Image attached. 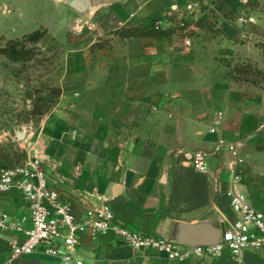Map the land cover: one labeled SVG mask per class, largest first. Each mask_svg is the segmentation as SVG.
<instances>
[{
    "label": "crops",
    "instance_id": "obj_1",
    "mask_svg": "<svg viewBox=\"0 0 264 264\" xmlns=\"http://www.w3.org/2000/svg\"><path fill=\"white\" fill-rule=\"evenodd\" d=\"M57 1L68 6L65 0ZM92 1L102 15L97 19L94 13L87 24L93 29L100 27L103 18L111 45L98 48L94 55L92 45L100 40L94 38L87 47L77 49L72 55L76 72L86 69V59L88 66L95 59L94 75L104 76V88H108L112 76L126 77L119 89L123 99H116L115 106L119 108L139 103V64L154 60L151 75L155 76L163 74L159 61H166L167 81L158 84L153 92H173L178 110L167 121L140 119L133 127L130 119L115 121L98 111L84 110L80 102H61L55 107L43 138L50 183L78 210L97 201L87 194L94 193L108 198L121 223L176 240L185 223L208 222L219 228L225 219L234 217L225 195L231 155L227 149L214 153L218 138L225 137L242 142L246 161L238 188L264 210V83L232 79L230 67L224 63L227 58L242 54L240 44L229 37L197 35L188 45L177 34L178 28L168 35L122 37L116 32L123 27L153 24L155 18L171 9L188 12L191 27L201 30L207 16L198 9L197 0ZM69 8L75 12L69 28L75 27L76 20L89 16L78 17L76 14L81 12ZM109 88L112 100L114 87ZM66 103L70 105H62ZM143 124H151V128ZM212 126H216V132L210 130ZM190 133L195 137L192 148L182 140ZM195 149L211 152L207 172H198L186 159H180L179 150L188 153ZM27 211L19 191L0 194V213L14 220ZM16 235L14 230L0 229V264H61L58 257L40 251L13 256L10 241ZM78 253L84 264L234 263L229 250L217 256L183 260L150 248L136 251L113 232L100 234L96 239L83 235ZM242 264H264V248H246Z\"/></svg>",
    "mask_w": 264,
    "mask_h": 264
},
{
    "label": "rangeland",
    "instance_id": "obj_2",
    "mask_svg": "<svg viewBox=\"0 0 264 264\" xmlns=\"http://www.w3.org/2000/svg\"><path fill=\"white\" fill-rule=\"evenodd\" d=\"M197 1H200L198 9L207 16L203 18L205 22L201 30L191 27L188 12L173 9L154 21H159L163 26H176L180 29L177 34L188 45L191 38L197 35L233 39L240 44L239 52L242 54L229 57L224 63L229 67L240 64L252 67L254 71H262L256 79L264 83V0ZM94 13L97 19L102 15L97 8L76 14L78 17L89 16L82 21L76 20L75 27L69 28L75 12L60 1L0 0V47L11 39H19L27 49L33 50L31 58L20 61L0 52V168L18 163L23 157L24 147L29 144L37 143L39 148L45 149V129L49 126L55 107L61 102L76 105L80 102L84 110L98 111L99 115L113 117L115 121L130 119L133 127L140 119L147 121V118H156L164 122L177 113L173 92L161 89L153 92L158 84L167 81L168 77L164 75L166 61H159L164 69L163 74L155 76L151 75V69L156 65L154 60H144L139 64V103L135 106L121 105L119 108L115 106L116 99H123L119 89L126 77L112 76L108 88H104V76L94 75L97 68L94 58L89 66L86 59V69L76 72L72 55L77 49L87 47L94 38L100 39L92 45L94 55L98 48L111 45L106 38L108 29L103 18L100 27L89 28L88 19ZM35 29L46 32L38 41L24 40V35ZM132 79L135 81V77ZM92 84L96 88H90ZM111 85L114 87L112 100L109 93ZM49 103L51 106L46 108ZM70 103L62 105L69 106ZM40 110L43 112L40 113ZM144 126L151 128V124ZM19 131L24 132L23 137H19ZM182 140L185 146L192 148L195 137L192 133L185 134ZM175 144H179V141L175 140ZM179 156L185 160L186 151L179 150Z\"/></svg>",
    "mask_w": 264,
    "mask_h": 264
},
{
    "label": "built area",
    "instance_id": "obj_3",
    "mask_svg": "<svg viewBox=\"0 0 264 264\" xmlns=\"http://www.w3.org/2000/svg\"><path fill=\"white\" fill-rule=\"evenodd\" d=\"M155 24L161 26L159 21ZM210 130L216 132L217 128L212 126ZM36 144L24 147L18 163L0 168V194L17 190L28 207L27 213L14 220L0 213V229L17 233L10 241L13 256L40 251L58 257L61 264H84L78 253L82 236L96 239L109 232L136 251L150 248L181 260L217 256L229 250L233 264H242L246 248H264V210L238 188L243 178L241 167L246 161L242 142L219 137L215 144L214 153L227 149L231 155V175L225 195L234 217L225 219L224 231L215 243L197 245L128 227L117 220L108 198L94 193L87 194L97 201L86 202L81 210L76 209L73 201L50 183L45 154ZM210 155L205 149H195L186 153V160L196 171L207 172Z\"/></svg>",
    "mask_w": 264,
    "mask_h": 264
},
{
    "label": "trees",
    "instance_id": "obj_4",
    "mask_svg": "<svg viewBox=\"0 0 264 264\" xmlns=\"http://www.w3.org/2000/svg\"><path fill=\"white\" fill-rule=\"evenodd\" d=\"M177 30V27H162L156 26L155 22L147 26L139 27H123L117 29L116 32L122 37L129 36H141V35H168L172 34ZM46 30L35 29L24 35V40L26 41H38L45 34ZM0 52L5 53L12 60L20 61L26 60L32 57L33 50L27 49L22 40L11 39L5 46L0 47ZM262 71H254L252 67L247 65L237 64L234 67H230L229 77L237 81H247L255 84H261V81L256 79L258 74ZM51 103L48 104L46 108H49ZM43 111L40 110V113Z\"/></svg>",
    "mask_w": 264,
    "mask_h": 264
},
{
    "label": "water",
    "instance_id": "obj_5",
    "mask_svg": "<svg viewBox=\"0 0 264 264\" xmlns=\"http://www.w3.org/2000/svg\"><path fill=\"white\" fill-rule=\"evenodd\" d=\"M69 7L83 13L96 8V4L92 0H65ZM19 137H23L24 132H18ZM224 231V224L222 227L216 228L211 223H185L182 225L181 233L176 239L185 244H212L215 243L222 232Z\"/></svg>",
    "mask_w": 264,
    "mask_h": 264
}]
</instances>
